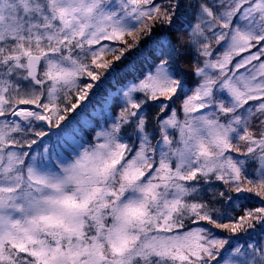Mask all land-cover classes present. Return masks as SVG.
<instances>
[{"label":"snow or ice","instance_id":"snow-or-ice-1","mask_svg":"<svg viewBox=\"0 0 264 264\" xmlns=\"http://www.w3.org/2000/svg\"><path fill=\"white\" fill-rule=\"evenodd\" d=\"M0 264H264V0H0Z\"/></svg>","mask_w":264,"mask_h":264},{"label":"trees","instance_id":"trees-1","mask_svg":"<svg viewBox=\"0 0 264 264\" xmlns=\"http://www.w3.org/2000/svg\"><path fill=\"white\" fill-rule=\"evenodd\" d=\"M115 86H118V85H114V84H105L102 86V88L107 91V90H110V89H113ZM179 106V102H177V107Z\"/></svg>","mask_w":264,"mask_h":264}]
</instances>
